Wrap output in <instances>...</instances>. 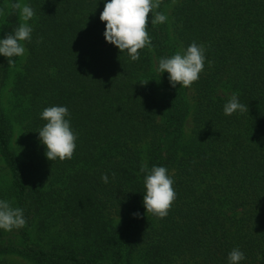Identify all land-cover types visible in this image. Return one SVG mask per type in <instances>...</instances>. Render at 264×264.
<instances>
[{
	"label": "trees",
	"instance_id": "obj_1",
	"mask_svg": "<svg viewBox=\"0 0 264 264\" xmlns=\"http://www.w3.org/2000/svg\"><path fill=\"white\" fill-rule=\"evenodd\" d=\"M10 2L0 38L22 23ZM22 2L32 40L14 64L0 56V198L27 223L0 230V264H228L235 247L264 264V0H161L168 20L149 13L135 62L105 41L103 0ZM192 42L204 70L173 88L158 58ZM232 93L246 110L226 116ZM53 105L78 135L64 161L38 141ZM142 164L174 178L164 218L143 206Z\"/></svg>",
	"mask_w": 264,
	"mask_h": 264
},
{
	"label": "clouds",
	"instance_id": "obj_2",
	"mask_svg": "<svg viewBox=\"0 0 264 264\" xmlns=\"http://www.w3.org/2000/svg\"><path fill=\"white\" fill-rule=\"evenodd\" d=\"M104 8L100 20L105 23L103 36L106 42L114 45L121 53L127 54L133 62L140 59V51L152 47V40L146 27L151 13V25L163 24L167 15L159 11L161 0H103ZM10 7L18 11L22 23L4 38H0V56L6 57L9 64H14V57L26 54L25 42H31L33 27L29 23L34 15L30 4L22 0H11ZM0 8V15H4ZM206 49L204 45L192 42L186 49L175 54L158 58L155 71L168 73L170 86L177 85L189 88L198 81L205 67ZM246 106L239 101L236 93H232L223 105V112L231 116L236 112H244ZM40 119L46 123L40 128L39 144L45 148V156L50 161L71 159L76 149L78 135L71 126L70 112L67 106L53 105L46 107L40 113ZM139 172L143 174L145 192L143 206L146 213L159 218L168 215L176 198L173 188V176L165 166L153 165L150 169L142 164ZM115 174H113L114 176ZM104 183L109 182L107 174H102ZM140 213H133L134 218H140ZM27 220L22 207H14L9 199L0 198V230L11 232L26 226ZM246 260L245 253L239 248H233L227 256L228 264H242Z\"/></svg>",
	"mask_w": 264,
	"mask_h": 264
},
{
	"label": "rangeland",
	"instance_id": "obj_3",
	"mask_svg": "<svg viewBox=\"0 0 264 264\" xmlns=\"http://www.w3.org/2000/svg\"><path fill=\"white\" fill-rule=\"evenodd\" d=\"M5 171V170H4ZM6 172V171H5Z\"/></svg>",
	"mask_w": 264,
	"mask_h": 264
}]
</instances>
